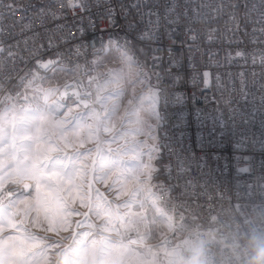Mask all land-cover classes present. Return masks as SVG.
Wrapping results in <instances>:
<instances>
[{"label": "built area", "instance_id": "2783aa9c", "mask_svg": "<svg viewBox=\"0 0 264 264\" xmlns=\"http://www.w3.org/2000/svg\"><path fill=\"white\" fill-rule=\"evenodd\" d=\"M137 2L145 0H0V113L22 99L28 85L43 84L52 72L43 65L54 61L71 70L58 84V100L93 106L94 89L112 63L99 57L110 39L126 45L136 76L163 93L165 150L150 190L165 208L169 229L157 264H184L164 253L181 239L183 261L199 246L201 264H245L250 240L264 237V25L255 22L264 11L261 0H248L247 9L245 0H214L224 11L213 13L210 25L192 24V32L184 20L166 23L172 0H151L159 13L151 25L148 9L142 18L132 7ZM176 3L183 12L185 0ZM147 31L154 39L141 40ZM153 56L161 58L158 67ZM177 158L183 178L176 176ZM186 183L196 196L178 207ZM32 190L24 182L0 185V205Z\"/></svg>", "mask_w": 264, "mask_h": 264}, {"label": "rangeland", "instance_id": "374dc122", "mask_svg": "<svg viewBox=\"0 0 264 264\" xmlns=\"http://www.w3.org/2000/svg\"><path fill=\"white\" fill-rule=\"evenodd\" d=\"M99 60L112 63L108 65L109 76L94 89L98 120L97 110L90 108L96 148L79 156L74 180L70 184L65 181L58 189L62 204L53 206L52 223L45 218L51 193L43 184L37 189V181L47 177L34 164L38 156L45 161L76 156L75 144L86 140L81 130L75 136L73 120L70 125L48 119L50 105H62L50 100L57 96L58 84L71 70L48 73L43 84L26 87L23 98L15 100L1 114L0 128L6 131L0 133V140L7 142L0 145V185H33L28 195L12 200L10 206L4 205L6 218L0 239L5 243L7 237L15 239L19 235L16 226L32 237L19 240L13 249L12 255H21L17 257L20 261L28 258L34 264H157L156 253L163 248L169 222L150 190L154 178H147L150 168L156 167L155 157L150 159L146 151L151 142L143 134L148 124H155L142 103L150 89L145 80L136 76L127 54L115 46H107ZM29 109L34 110L31 115L25 111ZM64 109L83 110L71 102ZM106 111L111 113L107 120L103 119ZM109 150L119 154L120 167L100 166V155ZM155 174L151 173L153 177ZM101 202L106 206H97ZM185 247L181 239L174 248L164 249V253L168 259L184 263Z\"/></svg>", "mask_w": 264, "mask_h": 264}, {"label": "snow or ice", "instance_id": "6c2138e0", "mask_svg": "<svg viewBox=\"0 0 264 264\" xmlns=\"http://www.w3.org/2000/svg\"><path fill=\"white\" fill-rule=\"evenodd\" d=\"M195 2V0H185L184 4V11L180 12L177 11L178 5L176 3V0H172V7L165 8V12L168 15L169 19L167 20V24L170 26H174L179 24L181 20L185 21V27L187 31L192 32L193 28L191 27L192 24L196 23L197 21L203 20L207 24L212 23L213 19V13L219 14L220 12L224 11L223 7L216 6L214 0L212 3L207 2V0H201V4L197 5L195 8L191 7V5ZM220 3H223V0H220ZM248 0H245V8L247 9ZM230 7H237L236 5H229ZM132 7H135L137 9V13L141 15L143 18V9H148L146 15L148 16V25H151L154 21L152 20V17L158 16V11L154 12L152 10V4L151 0H145L144 3L137 2L136 4L132 5ZM206 7L209 9L208 13H202L201 8ZM261 7L264 8V0H261ZM256 9V6L253 5V9L249 12H246V15H250L251 11H254ZM175 17V19H172V17ZM157 24L160 23L159 20L155 21ZM262 25H264V11L259 12V16L257 21ZM129 27H134L130 25ZM257 31L254 29V32ZM259 32L264 35V27L259 29ZM154 31H147L145 34H142L140 39L145 40L147 39H154ZM127 40V37H125ZM195 39V36H193V40ZM113 45V41L110 39L108 42V47L111 48ZM115 49L119 50L120 45L119 43H116ZM155 51V50H153ZM146 55V53L144 54ZM237 55H240L239 53ZM160 57L153 56V67H158L156 64L157 60H160ZM255 62V60H254ZM264 63V61H262ZM145 64H147V61H145ZM45 67L50 68V70L55 73L57 71H69L70 69H65L63 67L59 66L58 61L50 62V64L43 65ZM156 79L159 80V74H156ZM148 87L150 89V93L147 96L146 100H143L142 103L147 106L148 114H149V120H154L155 124H148L146 129L144 130L143 134L147 137V140L150 141V145L146 146V151L150 159L155 157L154 163L158 165L159 161L163 159V152L165 150V144L163 143V137L160 136V131L162 127L164 126L162 123V117L160 116V99L163 95L162 90H154V88H158V86H152L151 80L148 81ZM115 109L113 108V111ZM28 115H31L34 110H25ZM111 116V113L106 111L103 115V119L107 120ZM14 131L16 128L14 127ZM6 129L0 128V133L5 132ZM7 141L0 140V145H3ZM100 150H98L99 152ZM81 154H76V156H66V157H56V158H49L47 161L43 159L42 156H38V158L35 161L34 168L37 171H41L44 176L47 178H41L37 181V189L39 185L43 184L51 193L50 199L47 201V206L49 211L46 212L45 218L49 220L50 223H52L55 220V214L53 213V206H59L62 204V200L58 194V189H60V186L67 181L69 184L74 180L75 174L78 171L76 168V161L79 159V156ZM119 154L113 153L111 150H109L108 153L100 155V160L103 162L101 163V167H109V168H115L120 167L122 164V161L119 160ZM96 165L94 163L93 168L95 169ZM176 171V176L183 178L182 173L179 171V162L177 158V164L174 166ZM161 169L159 167L150 168V172L147 176L149 180L153 179L154 177L151 175L152 172H156L159 174ZM179 186V185H177ZM159 187V186H158ZM171 182H169V188H172ZM183 187L185 188V191L181 193L180 197H178V200L181 201L177 204L179 207L181 203H186L187 201H191L193 197L196 196L195 190L189 191V184H184ZM40 193L37 190L36 194V200L39 204L40 202ZM83 204V200L81 201ZM107 203L101 202L97 203V206H106ZM89 206H91V202H89ZM6 218V211L3 205H0V233L4 230V221ZM16 231L19 234L15 239L13 237H7L8 243H5L3 239H0V264H28L27 258H24L22 261H17V257L12 255L13 249L16 248L17 242L19 240H30L32 237L30 235H24L21 233V230L19 226H16Z\"/></svg>", "mask_w": 264, "mask_h": 264}, {"label": "crops", "instance_id": "0c3cea01", "mask_svg": "<svg viewBox=\"0 0 264 264\" xmlns=\"http://www.w3.org/2000/svg\"><path fill=\"white\" fill-rule=\"evenodd\" d=\"M113 46H115V45L113 44ZM28 86H30V85H28ZM48 104L50 105L49 100H48ZM51 105H50L51 111L47 112V114L49 115V117H48L49 120L58 119L59 122L65 121L68 123H70L73 120V122H75V127H74V129L76 131L75 136L76 137L79 136V133H78L79 130H81L82 133H85L84 135L86 137V140H84V142H77L75 144L76 152L81 154V155H84L86 152L88 153V149H89V151H93V149L96 148L95 145L97 144V142H96L97 140H96L95 134H94V128L95 127H94L93 121H92V111L90 109L93 106L87 107V108H81L80 107L81 109H83L82 111L72 112V111L65 110V109L63 110V107H65V105L64 106L63 105L57 106V105H53V104H51ZM7 107H5L1 111L0 118H1V114L3 113V111ZM71 115H72V117H71ZM96 120H97V117H96ZM80 124H82V125H80ZM70 125H71V123H70ZM79 126H82V127L79 128ZM77 147H78V149H77ZM7 206H10V204L6 205V207ZM5 211H6V209H5ZM20 256L21 255L18 254L16 257H20ZM28 257H29V255H28ZM31 259H33V256L31 257ZM27 260H28V264H34V261L29 262L28 258H27ZM17 261L19 262L20 260L17 258Z\"/></svg>", "mask_w": 264, "mask_h": 264}, {"label": "clouds", "instance_id": "9594fccd", "mask_svg": "<svg viewBox=\"0 0 264 264\" xmlns=\"http://www.w3.org/2000/svg\"><path fill=\"white\" fill-rule=\"evenodd\" d=\"M202 247H195L185 258L184 264H201ZM245 264H264V237H255L248 244V258Z\"/></svg>", "mask_w": 264, "mask_h": 264}, {"label": "bare ground", "instance_id": "6f19581e", "mask_svg": "<svg viewBox=\"0 0 264 264\" xmlns=\"http://www.w3.org/2000/svg\"><path fill=\"white\" fill-rule=\"evenodd\" d=\"M119 50L127 54V56L131 60V62L133 64V67H134V60L132 59V55H131V52H130L129 48L126 45H120V49ZM54 101H56L55 103H57V104H62L63 105V103L58 100L57 96H55L54 98H52V100H50L51 103L54 102ZM156 202L160 205V207L162 208L163 212L165 213V208L159 203L158 200H156ZM165 215H166V213H165ZM166 217H167V215H166Z\"/></svg>", "mask_w": 264, "mask_h": 264}, {"label": "water", "instance_id": "95a60500", "mask_svg": "<svg viewBox=\"0 0 264 264\" xmlns=\"http://www.w3.org/2000/svg\"><path fill=\"white\" fill-rule=\"evenodd\" d=\"M93 107L97 110V114H96V117H97V120H98V118H99V113H98V111H99V108H98V106H96L95 104L93 105Z\"/></svg>", "mask_w": 264, "mask_h": 264}, {"label": "trees", "instance_id": "16d2710c", "mask_svg": "<svg viewBox=\"0 0 264 264\" xmlns=\"http://www.w3.org/2000/svg\"><path fill=\"white\" fill-rule=\"evenodd\" d=\"M161 164V160L159 161L158 165L155 163L156 167H159Z\"/></svg>", "mask_w": 264, "mask_h": 264}]
</instances>
